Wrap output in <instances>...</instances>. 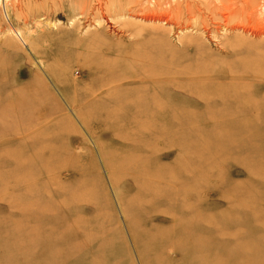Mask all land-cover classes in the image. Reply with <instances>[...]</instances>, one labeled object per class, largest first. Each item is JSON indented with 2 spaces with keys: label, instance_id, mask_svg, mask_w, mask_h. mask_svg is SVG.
Here are the masks:
<instances>
[{
  "label": "rangeland",
  "instance_id": "rangeland-1",
  "mask_svg": "<svg viewBox=\"0 0 264 264\" xmlns=\"http://www.w3.org/2000/svg\"><path fill=\"white\" fill-rule=\"evenodd\" d=\"M256 30L264 0H0V264H264Z\"/></svg>",
  "mask_w": 264,
  "mask_h": 264
},
{
  "label": "bare ground",
  "instance_id": "bare-ground-1",
  "mask_svg": "<svg viewBox=\"0 0 264 264\" xmlns=\"http://www.w3.org/2000/svg\"><path fill=\"white\" fill-rule=\"evenodd\" d=\"M153 18V17H152ZM159 20V19H158ZM246 28V27H245ZM252 29V28H251ZM255 29V28H254ZM238 30V29H237ZM242 30H243V28H242ZM246 31H247V29H246ZM257 31V30H256ZM243 32V31H242ZM252 32V31H251ZM254 34H252L254 37L256 36L257 38L258 37H260V36H262V35H264V31H257V32H253ZM245 34V33H244ZM262 34V35H261ZM250 35V34H249ZM251 35V36H252ZM30 179H31V177H30Z\"/></svg>",
  "mask_w": 264,
  "mask_h": 264
}]
</instances>
